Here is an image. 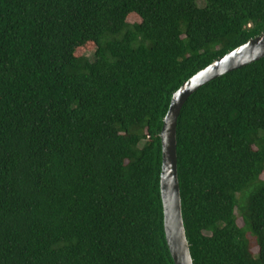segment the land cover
I'll list each match as a JSON object with an SVG mask.
<instances>
[{
	"label": "trees",
	"instance_id": "obj_1",
	"mask_svg": "<svg viewBox=\"0 0 264 264\" xmlns=\"http://www.w3.org/2000/svg\"><path fill=\"white\" fill-rule=\"evenodd\" d=\"M261 34L264 0H0V264H174L170 100ZM176 157L192 264H264V58L185 101Z\"/></svg>",
	"mask_w": 264,
	"mask_h": 264
},
{
	"label": "water",
	"instance_id": "obj_2",
	"mask_svg": "<svg viewBox=\"0 0 264 264\" xmlns=\"http://www.w3.org/2000/svg\"><path fill=\"white\" fill-rule=\"evenodd\" d=\"M264 58V34L249 40L197 72L173 93L159 134L161 169L159 191L165 241L174 264H192L183 226L177 179L176 123L185 101L199 88L234 70Z\"/></svg>",
	"mask_w": 264,
	"mask_h": 264
},
{
	"label": "rangeland",
	"instance_id": "obj_3",
	"mask_svg": "<svg viewBox=\"0 0 264 264\" xmlns=\"http://www.w3.org/2000/svg\"><path fill=\"white\" fill-rule=\"evenodd\" d=\"M129 21L132 22V21H136V20H134L132 18V19H129ZM78 53L84 54V51L80 50ZM261 179L264 180V173L261 175ZM237 224H238L239 227H241L242 226V221L240 219H238Z\"/></svg>",
	"mask_w": 264,
	"mask_h": 264
}]
</instances>
